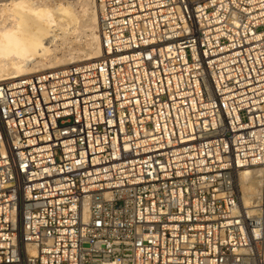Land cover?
Wrapping results in <instances>:
<instances>
[{"label": "built area", "instance_id": "2783aa9c", "mask_svg": "<svg viewBox=\"0 0 264 264\" xmlns=\"http://www.w3.org/2000/svg\"><path fill=\"white\" fill-rule=\"evenodd\" d=\"M95 2L101 58L0 82V264H264V0Z\"/></svg>", "mask_w": 264, "mask_h": 264}, {"label": "bare ground", "instance_id": "6f19581e", "mask_svg": "<svg viewBox=\"0 0 264 264\" xmlns=\"http://www.w3.org/2000/svg\"><path fill=\"white\" fill-rule=\"evenodd\" d=\"M81 2L82 13L84 16L87 14L89 19L88 29H91L93 47L86 54L72 56L71 50L61 53L60 50L65 46L68 34L79 28L80 17L74 4L60 0H0V82L81 66L101 58L104 53L98 36L96 2ZM56 41L61 43L57 45ZM236 184L243 207L251 208L261 193L258 172L241 170L237 174Z\"/></svg>", "mask_w": 264, "mask_h": 264}, {"label": "rangeland", "instance_id": "374dc122", "mask_svg": "<svg viewBox=\"0 0 264 264\" xmlns=\"http://www.w3.org/2000/svg\"><path fill=\"white\" fill-rule=\"evenodd\" d=\"M57 1H59V0H57ZM61 2H64V3H66V2H70V3H72V4H74L75 6V9L77 10L76 12H78V14H77V16L78 17H80V19L78 18V21H79V28L76 30L77 31V33H76V31L74 32V33H69L68 34V36H67V39H66V44H65V46H63V49L62 50H60V53H61V51L62 52H67V51H69V50H71V51H69L70 52V54H72V56H74V55H82V54H86V52L88 53L89 51H90V49L93 47L92 46V44H93V42L91 41V29L89 30L88 29V25H89V19H88V16H84L83 14L84 13H82L83 12V10L81 9L82 8V6H83V4H81L82 2H81V0H60ZM81 2V3H80ZM78 3H79V5H78ZM81 4V5H80ZM92 5V4H91ZM81 6V7H80ZM80 9V10H79ZM82 10V11H81ZM92 10L94 11L95 10V12H96V8L94 9V5H92ZM89 11H91V9L89 10ZM88 11V12H89ZM79 13L81 14V15H79ZM83 15V16H82ZM85 27V28H84ZM82 28V29H81ZM90 28V27H89ZM58 32V31H57ZM59 33V32H58ZM79 33V34H78ZM72 34H74V35H72ZM75 38V39H74ZM74 39V40H73ZM57 42V45H59L61 42L60 41H56ZM59 42V43H58ZM67 42H69V43H67ZM90 42V43H89ZM91 42H92V44H91ZM71 43V44H70ZM75 43V44H74ZM68 44H70L69 45V47H68ZM67 46V47H66ZM62 47H60V49H61ZM67 50H66V49ZM65 49V50H64ZM79 51V52H78ZM68 52V53H69ZM72 52V53H71ZM78 52V53H77ZM67 53V54H68ZM74 54V55H73ZM258 180V179H257ZM241 195V194H240ZM241 197V196H240Z\"/></svg>", "mask_w": 264, "mask_h": 264}]
</instances>
